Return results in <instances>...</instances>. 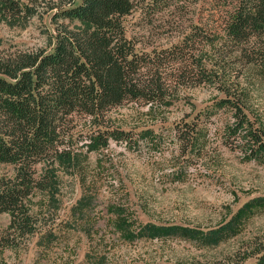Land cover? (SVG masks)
Returning <instances> with one entry per match:
<instances>
[{
  "label": "rangeland",
  "instance_id": "1",
  "mask_svg": "<svg viewBox=\"0 0 264 264\" xmlns=\"http://www.w3.org/2000/svg\"><path fill=\"white\" fill-rule=\"evenodd\" d=\"M58 1L38 0L39 15L24 25H1L2 48L48 47ZM146 5L130 16L132 32L145 45L167 46L194 24H215L234 3L159 0L150 15L142 13ZM228 66L233 92L245 94L246 108L264 128V69L234 58ZM224 97L217 85L202 83L180 87L168 105L114 108L113 125L128 138L88 152L84 141L75 142L83 152L80 167L59 170L56 202L34 192L29 206L39 231L3 249L0 264H255L246 258V243L264 233V162L246 157L229 137L233 110L216 105ZM189 123L194 142L185 143L179 129L187 132ZM13 176L14 167L0 163V179ZM238 212L244 219L236 233L214 246L187 235H139L148 223L208 230ZM9 224L10 215L0 214V233Z\"/></svg>",
  "mask_w": 264,
  "mask_h": 264
},
{
  "label": "trees",
  "instance_id": "2",
  "mask_svg": "<svg viewBox=\"0 0 264 264\" xmlns=\"http://www.w3.org/2000/svg\"><path fill=\"white\" fill-rule=\"evenodd\" d=\"M233 3L215 24H194L167 46L145 45L131 30L139 5L149 14L159 0H59L51 7L54 31L46 48L7 52L0 31V163L14 167L13 177L0 179V214L10 215L0 254L38 233L30 199L39 190L57 201L59 170L81 165L75 142L84 141L88 152L128 138L109 115L126 103L168 105L182 86L215 84L226 95L217 107L233 110L229 137L238 139L246 157L264 162V128L246 108L245 94L233 92L228 66L234 58L264 69V0ZM37 4L0 0V27L24 25L39 15ZM186 126L179 138L194 142ZM243 219L238 212L208 230L148 223L139 235H187L214 246L235 234ZM246 245V258L264 264V233Z\"/></svg>",
  "mask_w": 264,
  "mask_h": 264
}]
</instances>
